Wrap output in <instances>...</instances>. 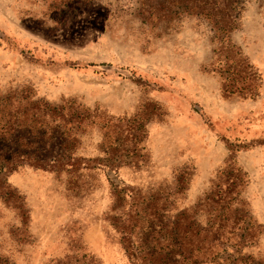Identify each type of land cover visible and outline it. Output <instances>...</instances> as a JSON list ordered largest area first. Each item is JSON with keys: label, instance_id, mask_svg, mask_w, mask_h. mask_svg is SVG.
I'll return each instance as SVG.
<instances>
[{"label": "rangeland", "instance_id": "1", "mask_svg": "<svg viewBox=\"0 0 264 264\" xmlns=\"http://www.w3.org/2000/svg\"><path fill=\"white\" fill-rule=\"evenodd\" d=\"M227 48L256 73L255 96L225 93ZM26 90L89 116L72 132V156L99 161L114 151L121 163L115 174L24 165L2 179L0 259L130 264L117 219L137 209L136 240L149 222L158 232L181 212L203 226L207 195L234 167L243 182L232 207L254 235L241 253L264 261L263 0H247L226 43L206 20L149 11L140 0H0V96ZM121 119L143 122L139 143L101 129ZM43 131L17 133L30 145L22 151L62 155L55 124ZM113 184L133 195L119 201Z\"/></svg>", "mask_w": 264, "mask_h": 264}, {"label": "trees", "instance_id": "2", "mask_svg": "<svg viewBox=\"0 0 264 264\" xmlns=\"http://www.w3.org/2000/svg\"><path fill=\"white\" fill-rule=\"evenodd\" d=\"M92 2L94 0H75ZM149 11H168V16L198 17L211 25L216 38L226 43L230 33L237 28V23L247 0H140ZM264 2V0H263ZM230 48L220 59V70L224 75V91L229 95L253 97L258 87V79L253 69L244 59L229 55ZM29 90L20 94L0 96V183L2 179L19 167L29 165L44 171L75 172L80 169L101 168L116 173L121 159L112 151L104 160L92 161L72 156L70 145L75 138L72 132L85 126L89 116L84 115L71 105L54 106L42 100H32ZM95 118V117H94ZM126 124H123V123ZM135 120L103 121L101 127L114 129L117 136L123 134L131 138L133 145L139 143L138 130L144 128L143 122L137 128ZM55 124L58 137L64 142V153L58 157L41 159L27 153L30 145L17 133L26 132L32 136L46 134L43 128ZM106 135V134H105ZM35 137V136H34ZM16 147L14 151L13 147ZM129 150H126V152ZM241 172L234 167L223 169L206 197L205 211L208 220L201 225L190 213L181 212L173 219L168 215V228L161 225L160 231L149 222L142 237L136 240L138 220L133 214L137 209H130L125 217L117 219V228L121 233V243L130 264H264V261L244 255L241 250L253 242L249 233L246 216L239 209H233L238 200L241 186ZM114 196L119 201L132 194L128 188L113 184ZM134 206V205H133ZM167 236H164L165 234ZM86 256H83L85 259ZM85 261V260H84ZM0 264H12L0 259ZM58 264H66L59 262ZM71 264V263H69ZM74 264V263H73ZM82 264H93L92 261Z\"/></svg>", "mask_w": 264, "mask_h": 264}]
</instances>
